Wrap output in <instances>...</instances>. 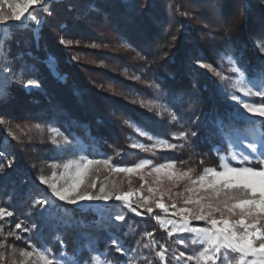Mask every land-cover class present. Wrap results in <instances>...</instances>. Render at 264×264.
Instances as JSON below:
<instances>
[{
	"label": "trees",
	"instance_id": "16d2710c",
	"mask_svg": "<svg viewBox=\"0 0 264 264\" xmlns=\"http://www.w3.org/2000/svg\"><path fill=\"white\" fill-rule=\"evenodd\" d=\"M46 7L36 12L39 27L13 29L4 63L11 83L0 97V152H7L0 157V208L13 215L0 219L3 264H10L12 252L21 264L18 252L38 249L40 241L54 256L75 254L80 264H91L86 237L118 260L111 239L128 241L122 235L127 227L169 247L171 237L152 218L160 212L155 203L148 205L152 216L141 211L143 218L134 217L122 208L124 220L116 221L119 206L112 204L110 218L100 219L90 209L50 200L38 178L48 177L49 165L75 158L83 144L84 153L112 166L168 161L180 171L194 169L195 179L229 156L227 137L255 129L261 138V119L238 115L229 83L233 65L248 81L261 86L264 80V51L257 47L264 43V0H49ZM29 80L39 86L25 89ZM255 101L262 103L259 96ZM50 129L59 135L53 138ZM181 134L184 140L173 139ZM4 136L9 141L2 147ZM149 137L175 150L151 146ZM63 140L69 142L55 145ZM138 142L144 149L134 147ZM189 183H179L164 204L184 206L179 193L187 197ZM37 200L55 211V233L41 224ZM17 223L26 230L16 231Z\"/></svg>",
	"mask_w": 264,
	"mask_h": 264
},
{
	"label": "snow or ice",
	"instance_id": "6c2138e0",
	"mask_svg": "<svg viewBox=\"0 0 264 264\" xmlns=\"http://www.w3.org/2000/svg\"><path fill=\"white\" fill-rule=\"evenodd\" d=\"M47 3L48 0H0V63H3L10 54L11 43L15 39L13 29L17 26L27 27L28 23H34L39 27L42 21L36 16V12L47 11ZM257 47L264 51V43L258 41ZM198 67L208 66L200 63ZM8 71L11 69L7 68L6 64L4 69L0 70V97L7 95L6 88L11 83L6 75ZM230 71L240 73V78L232 84L236 92H239L242 97L259 96L261 98L262 103L257 105L251 101L246 102L234 97L235 102L250 116L261 118V127L264 128V80L261 81L259 88L254 89V86L248 85L242 68L233 65ZM23 86L28 89L39 85L29 80ZM171 119L175 121L176 117L171 116ZM50 132L53 138L59 135L54 129H50ZM9 135L12 134L9 133ZM141 135L146 134L141 131ZM15 138L13 136V139ZM173 139L182 141L185 136L181 134L174 136ZM155 143L162 145L163 149L175 150V146L168 144L167 141L161 140ZM250 143L252 146L248 152L239 157L231 153L227 157H220L218 168H204L203 173L197 179L191 178L194 169L180 171L173 163L153 166L151 161L145 160L133 167H116L112 166L109 159L84 158L83 156L79 160L65 163L59 177L56 175L58 165L52 164L49 165L53 169L52 176L49 178L41 176L38 179L41 185H46L50 189L51 196L63 204L79 205L82 202L92 201L107 203L115 200L124 203L132 210L130 202L132 192L122 194L118 185L112 183L109 187L107 183L98 181L95 174L103 168L105 171L110 169L111 173L131 175L151 167L147 175L155 174L154 183L157 187H148L147 191L150 196L141 197L143 206L147 207L136 204V208L146 211L149 216H152L154 211L151 206H148L153 197L158 201L155 205L156 209L168 215L169 206L163 203L164 198L175 195L173 189L179 183L189 180L192 187L186 190L187 197L184 192L179 193V196L183 198L184 207H177L175 202L170 205L173 209L170 215L178 217V220L165 222L159 217H153L167 231L168 236L171 237L176 233H190L194 237L192 243L202 246V251L198 255L184 256L181 253L176 259L178 261L187 260L193 264H219V262L227 264L228 254L234 253L238 256L235 264H264V132H261L260 146L256 142ZM134 147L144 149L143 145H134ZM2 156L3 153L0 152V157ZM253 164L258 167H253ZM9 167H11V162H9ZM140 179L143 181L144 175H141ZM165 181L170 184V187H165ZM98 184L99 190L96 192ZM141 187H144V183ZM46 203V200L36 201V204L40 206ZM135 214L140 215V212L137 211ZM12 215L11 211L6 212L0 208V219ZM118 220L123 221L124 217H118ZM193 221L203 222L206 227H192L190 225ZM169 225L171 231H168ZM15 229L19 232L26 230L23 223H17ZM11 235L20 239L15 232ZM147 237L150 238L151 233L147 234ZM177 243L181 247L184 246L183 240H178ZM114 244L121 255H127V252L119 246L118 240L114 241ZM5 247V243L0 242V250ZM29 248L30 251L20 250L18 252L19 257L23 258L21 264H26L29 259L33 260V264H76L75 254L72 257H65L61 252L58 258L46 250L37 251L31 245ZM165 252L163 246H160L156 257L164 261ZM15 255L16 253L12 252V257ZM12 257L9 258L10 264H17ZM5 259V253L0 251V264H3ZM91 264H106V262L100 256H93Z\"/></svg>",
	"mask_w": 264,
	"mask_h": 264
},
{
	"label": "rangeland",
	"instance_id": "374dc122",
	"mask_svg": "<svg viewBox=\"0 0 264 264\" xmlns=\"http://www.w3.org/2000/svg\"><path fill=\"white\" fill-rule=\"evenodd\" d=\"M48 2H49V0H48ZM30 26H31V23H28L27 27L17 26L15 28L27 29ZM6 60L3 63H0V70L4 69V63L6 62ZM50 62H51V64H50ZM45 63H47L51 67V69H54L55 61L51 57H47L45 59ZM229 63H231V61ZM233 74H234V77L230 78L229 89H232L231 93H230V95H231L230 99H231V104L235 105V111L238 113V115L240 114L242 117H244L246 119H261L260 117L250 116L247 112L244 111L243 108H241L235 102L234 97L236 99H243L246 102L251 101V102L259 105L255 101L256 97H242L239 92L235 91V89L232 87V84L234 81H236L237 79L240 78V73H233ZM6 75L9 78V71L6 72ZM246 81H247L249 86H254V89L260 87L259 83L251 82V81H248L247 79H246ZM56 137H57V135H56ZM2 140H3L2 142H4V143H2V147L7 146L8 141H9L8 138L6 136H4ZM149 140H150L151 146H155V147H161L162 146V145H158L155 143L156 141H160V140H155V139H149ZM260 140H261V138L259 135V131L255 130V129L254 130L248 129V133L246 136H240L239 134L234 133L233 137H227L226 138V141L229 145L230 153L235 154L238 157L243 155L245 152H248V150L252 146V144L250 142H256V144L258 146H260ZM65 141H67V140H63L59 143L56 142L55 145H57L58 147L61 145L63 146V144H65ZM68 142L69 141H67V143ZM137 145H142V143L138 142ZM79 146H80L78 149L79 154L75 158H72V159L67 160L65 162L56 164V165H58V168L56 169L57 177H59V173L62 170V166L65 163H67L68 161L79 160L81 158V156H83L84 158H95V159H97L93 155H89L87 153H84L85 149H84L83 144H80ZM4 154H7V152L4 151L3 155ZM8 157H9V161L11 162V165L14 164V160L12 159V157L9 155H8ZM221 157H223V156H221ZM142 161H145V160H142ZM140 162L141 161H139L138 163H140ZM167 163H171V162L166 161V162H163L161 164H157V165H153V166H160V165L167 164ZM235 166L239 167V165H235ZM131 167H133V166H131ZM150 171H151V167H147V168L141 170L140 172H138L136 174L125 175L123 173H119V174L111 173L110 169L108 171H105L103 168H100L99 172L95 174L98 181L107 183L109 187H111L112 183H115L116 185H118L122 194L132 192L133 195H132L131 200H130V202L132 204V210H130L128 207H126L124 203H122L120 201H115V200L108 201L107 203H105L103 201L82 202L79 205H71V206L78 207L82 210L90 209L94 214L99 216L100 219H107V218H110L109 217L110 215L108 214V211H107L108 207L112 204H115L116 206H119V207L116 209L114 220L120 221V220H118V217L123 216L122 208L125 209L128 213H130L134 217L143 218V215L141 213V209L136 208V204L139 203L143 206V200L141 199V197L147 198L150 196V194L147 191V188L148 187H153V188L157 187L156 184L153 186L151 185V182L154 183L155 174H153L152 176L147 175V173H149ZM202 173H203V170L198 173V175L196 176L195 179H197L199 177V175H201ZM52 174H53V169L50 170V173H49L47 178L52 176ZM141 175H144L143 181H141V179H140ZM161 175H163V174H161ZM142 183H144L143 188L141 187ZM44 186L47 188V191H48L47 192V198H49L50 200H55V198L51 196L50 189L46 185H44ZM124 187H130L132 190H129V191L125 190ZM165 187H170V184H168L167 181H165ZM190 187H192L191 183H189L187 185L186 189H188ZM98 190H99V184H98L95 191L98 192ZM137 193H139V195H137ZM166 198H168V197H166ZM156 202H158V201H156L155 197H153L151 203H155V205H156ZM143 207H147V206H143ZM181 207H184V206H181ZM189 207H191V206H189ZM137 211L140 212V215L135 214ZM171 211H173V209L169 207V214L168 215H166L160 211L159 213H155L152 216V218L153 217H159V218L163 219L165 222L171 221L173 219L178 220V217H172L170 215ZM54 216H56L55 211L49 207L48 203L44 204L41 207V209L38 211V218H39L41 224L49 232H53L55 229V225H54V222L52 219ZM153 220H155V219H153ZM155 222L157 223L156 220H155ZM157 224L159 225L160 228H162L159 223H157ZM190 226H192V227H206V225L203 222H195V221H193ZM168 231H171L170 225L168 227ZM53 233H55V231ZM166 233H167V231H166ZM122 235H123V238H128L127 239L128 241L123 240L118 235L112 236V239H111L112 244L115 246V249H116L118 256H120V258L118 260L108 256L105 251H99L96 247V243H95L94 239H92V238L86 237L85 245H86L87 250L91 253V257L100 256L106 262V264H193V262H190L187 260L178 261L176 259V257L178 255H180L181 253H183L184 256H189V255L196 256V255H198V253L200 251H202L201 245L192 243V240L194 237L190 233H183V234L176 233L175 235L171 236V244L169 247H166L163 244L157 245L152 240H150L149 238H147L144 235H135L134 231L129 227L126 228V231ZM52 240L54 242H57L58 236H56V238H54ZM116 240L119 241V246L122 247L127 252L126 256L121 255L117 251V246L114 244V241H116ZM178 240L184 241L183 247H181V245L179 243H177ZM40 242H41V247L38 248L37 251L43 249V250L50 252L48 246L46 244H43L42 241H40ZM160 246H163V248L166 250L164 261H160L156 257V252L160 251ZM64 256L70 257V256H66V255H64ZM55 257L60 258V253L58 255H55ZM237 258H238L237 254L229 253L227 264H235V260ZM76 264H80V263L76 261ZM219 264H223V262H219Z\"/></svg>",
	"mask_w": 264,
	"mask_h": 264
}]
</instances>
